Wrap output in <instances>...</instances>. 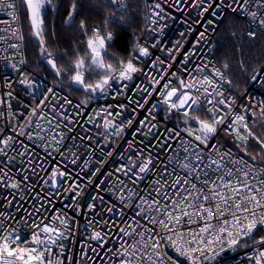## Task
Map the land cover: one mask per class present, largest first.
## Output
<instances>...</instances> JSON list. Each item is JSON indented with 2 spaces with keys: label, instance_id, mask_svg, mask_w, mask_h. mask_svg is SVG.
I'll list each match as a JSON object with an SVG mask.
<instances>
[{
  "label": "snow or ice",
  "instance_id": "obj_1",
  "mask_svg": "<svg viewBox=\"0 0 264 264\" xmlns=\"http://www.w3.org/2000/svg\"><path fill=\"white\" fill-rule=\"evenodd\" d=\"M182 2L186 0H175L176 5ZM163 3L173 6L172 0H163ZM252 3L258 5V11L264 9V0H243L240 7ZM105 4L114 6L111 18L115 17L116 12H124L127 7L126 0H105ZM233 4H240V0H233L232 4H226L225 0H212L207 4L205 0H193L192 6L202 8L199 13L201 16L211 9L210 15L219 18L217 9L226 7L237 12L238 9ZM55 7L54 0H0V12L11 18L10 22L0 21L5 25L0 27V42L11 38L24 41L20 20L21 15L26 13L30 35L38 41L40 55L47 57V63L56 76L60 77L67 70L58 66L46 43L47 12L49 9L55 10ZM76 7L72 3L66 24L73 21ZM151 7L159 10L152 11V16L159 17L160 20L166 18L165 8L161 3H154ZM177 10L181 9L177 7ZM244 11L252 18L253 24L247 35L256 37L257 28L264 33V16L257 21L258 11ZM108 20L106 17V25ZM152 23L156 24L157 21L153 20ZM207 24L214 25L215 20L209 19ZM79 26L82 31L85 30L84 21ZM199 37L205 39V32H200ZM112 39L111 32L101 35L99 28L92 30V36L86 41L90 59L78 57L73 62L71 82L89 95L107 94L113 88V83L120 84L116 95L124 96L126 103L117 104L115 111L111 110L112 105L102 107L88 118L89 123L103 128V132L96 133L97 136H103L105 141L111 140L114 143L135 125L133 139L126 141L125 152L119 154L120 159L126 162L120 164L114 172H108L105 179L95 182L97 195L92 197L102 205L104 196L101 193L111 192L123 206L119 210L115 204L106 208L108 213L115 212L122 218L120 224L123 226L111 220L96 222L101 229L116 228L120 233L118 248L114 251L107 250L116 257L115 264H168L169 261L177 264L164 251L167 246L179 256L185 257L189 264H203V261L210 258L216 259L227 249L252 247L255 254L248 255L247 259L252 264H264V235L258 238L254 235L259 227L264 226V168L257 169L245 158L249 155V140H254L264 150V137L257 136L249 126L248 117L244 113L250 109L242 106V111H236L233 107L235 99L225 98L224 91L215 79L224 78L219 70L210 75L205 74L207 65H196L190 70L188 65L194 53L184 55L180 61L182 67L178 70H171L172 64L157 58L148 65V69H151L149 71L135 63L136 60L151 55L149 47L141 45L138 40L131 58L108 62L106 42ZM21 46V43L8 45L13 49H20ZM151 47H156V43ZM179 47L178 42L177 48ZM166 51L169 59H173L174 53ZM20 63L25 64L26 61L21 59ZM11 66L20 71L16 64ZM224 67L227 68V65ZM89 73H96L99 79L89 82ZM136 73L144 74L148 83L137 84L129 94V84L124 82H131ZM256 78L252 77L253 80ZM19 83L26 89L38 87L28 75H24ZM227 83L231 84L232 81ZM7 86L11 88V83ZM12 96L11 91L0 96V119L5 117L2 110L5 107L9 110L8 115H13L8 99ZM55 97L52 87L44 89L40 98L35 100V106H30L26 123L11 126L13 135H7L0 128V189L16 190L12 193V199L4 196V200L11 207L29 199L39 203V207L33 206L38 216L29 213V216H33L29 225L32 229L30 239H24L17 229L10 231L4 223L9 218L8 214L0 212V264H65V260L59 256L66 248L65 241L73 233L75 219L70 218L63 210L55 209L54 200H63L70 195L73 204H65L64 207L71 208L77 215L81 213L79 198L87 185L76 182L68 171V165H75L80 159V149H90L91 144H77V137L68 135L73 131L71 126L78 123L65 108V104L71 105L72 101L65 97L62 103L53 102ZM150 98H154L156 102L151 103ZM87 103V99L81 101L83 105ZM129 108L130 114L125 116ZM160 110L166 111L169 116L178 114L182 118L179 123L185 127L180 131L166 128L161 133L158 122H154L157 119L155 113ZM141 112L145 114L139 118ZM261 115L264 117V108H261ZM62 128L67 129V132L60 131ZM221 128L226 135L233 136L236 148L244 155L237 157L232 150L221 151L219 146L211 143ZM181 131L190 139L181 138ZM19 137L33 141L43 148V161ZM69 139L73 141L71 146L66 143ZM79 139L82 142L92 141L93 137L80 136ZM146 140L149 142L145 143ZM171 141H176L175 147ZM156 148L174 152L169 157L168 164L159 172L156 171L159 162ZM114 151L115 149L109 150L106 155L112 157ZM54 153L62 157V160L55 162L51 168L45 167L49 158L55 161ZM257 155L260 154L251 155V160L255 161ZM261 158L264 159V155ZM100 163L103 164L104 161ZM169 165L172 167L171 172L168 171ZM177 169L184 174L181 175ZM83 171L84 168H81V172ZM100 171V168H96L91 172L89 185L94 183L93 177ZM15 172L23 173L22 177L17 179ZM154 172L159 178L152 181V190L144 194L138 188H130L125 179L121 178H127L132 185H138V182ZM169 176L171 180L168 179ZM17 196L19 201L14 203ZM87 207L91 212L97 211L95 203L88 204ZM21 208L22 203L17 211ZM125 210H132L134 213L130 221ZM49 211L53 213L51 216L43 214ZM25 223L27 224V220ZM88 223L93 226L89 239L102 246L109 233L97 230L91 219ZM193 225L199 226V230L193 228ZM216 246H219L218 250ZM57 249L59 253L55 251ZM90 252L100 255L96 248L89 245L88 251L81 249L77 264L91 259ZM197 252L202 254L203 259L195 255ZM71 258L66 257L68 260Z\"/></svg>",
  "mask_w": 264,
  "mask_h": 264
},
{
  "label": "built area",
  "instance_id": "obj_2",
  "mask_svg": "<svg viewBox=\"0 0 264 264\" xmlns=\"http://www.w3.org/2000/svg\"><path fill=\"white\" fill-rule=\"evenodd\" d=\"M130 1L131 0H126L127 7L129 6ZM143 2L147 5L146 23L142 27V29L133 31L131 35V44L128 48L129 56L127 59L131 58V56L134 55L133 48L137 40L141 45L149 47L151 55L149 57H142L139 60H136L135 63L139 67L147 69L149 71H151V69H148V65L157 58L172 64L171 70H178L182 67L180 61L183 60L184 55L194 53L188 65L189 69L191 70L196 65H207L208 67L205 69V74L210 75L211 72H214L216 70L222 72L224 78L215 79H217L221 90L224 91L225 98L235 99L236 103L235 105H233V107L236 111H242V106H247L250 111L245 112L244 114L248 117L249 126L253 129L255 134L257 133V129H260L261 134L256 135L264 137V117H262L261 115V108H264V65L257 73L253 75L257 77L256 80L252 79L253 76L249 77L248 84L245 90L241 93H238L232 89V83H227V81L229 80L226 78L215 57L218 48L217 32L226 16L233 15L240 21H242L245 24V34L247 35V33L252 30L253 24L252 18L246 15L244 9H247L248 11H258V5H255L254 3L244 4V7L241 8L240 5L243 4V0H240V4H233V6L238 9L237 12H233L230 8L224 7L222 9H217V15L219 18H214L210 15L211 9L209 10V13H204L202 16L199 15V13L202 12V8L193 7V0H186V2H182L179 5H176L175 0H172V7L164 4L163 0H143ZM157 2L161 3L162 7L165 8L164 15L166 18L164 20H160L159 17L151 15L152 11H159L158 9H154L151 7L154 3ZM210 2H212V0H205V4ZM225 3L232 4L233 0H225ZM177 7H179L181 10L178 11ZM262 16H264V9H259L257 21ZM209 19H214L215 24L211 26L208 25L207 20ZM109 20L117 21V18L116 16L114 18H111V16H109ZM153 20H156L157 23L153 24ZM0 21L10 22L11 18L8 17L5 13L0 12ZM20 25L22 26V31L25 36L23 14L21 15ZM4 26L5 25L3 23H0V27ZM161 27L163 28L162 31L160 30ZM96 28L100 29L101 35H106L108 32H111L113 35V39L106 42L108 53L110 45L114 42L116 35L114 32L109 30L108 24L103 28L95 27L93 29ZM256 30V37L260 35L264 36V33H262L258 28ZM200 32H205V39H200ZM181 33H184V35H181ZM91 36L92 32L85 33L83 38L85 49L89 56L90 52L87 49L86 41ZM198 40L199 43H197ZM178 42L180 45L179 48H177ZM11 43H21L22 46L20 49H13L8 47V45ZM153 43H156V47H151ZM4 49L7 50L5 51ZM166 49L171 50L174 53L173 59H169V54ZM21 59H24L26 63L21 64ZM13 63L16 64L18 69H20L19 72L16 69L12 68L11 65ZM24 75H28L31 80L35 81V84L38 85V87L34 89H26L24 85H21L19 83V80L23 79ZM8 83H11V88L7 86ZM124 83L129 84V88L127 91L129 94H131L132 90L137 84H147L148 81L144 74L136 73L134 74V79L131 82L125 81ZM48 87H52L56 94L55 101L53 102L62 103L65 97L68 100L72 101L71 105L65 104V108L68 110V114L70 116H73L76 121H78V123L71 126L73 127V131L71 133H68V135L70 137H77L75 141V143L77 144H91L90 149H80V159L75 165H68V171L72 173L76 182L82 185H87L84 188L81 197L79 198V202L81 204V213L77 215L71 208L64 207L65 204H73L70 195H68L67 198L63 200H54L55 209L63 210L70 218L75 219L73 233L70 234L69 239L65 241L66 248L63 250V254L60 255L59 258L64 259L65 264H77V261L80 260L81 249H83L84 251H88V246L90 245L91 247L96 248V252L100 255L97 256L96 253L90 252L89 255L92 258L85 259L82 264H115L116 257L113 256L112 252H108L107 250L112 249L114 251L116 248H118L119 243L121 242L120 233L116 230V228L101 229L99 225L96 224V222L102 220H111L116 221L119 226H123V224H120V221L122 219L120 216L116 215L115 212L108 213L106 211V208L111 206L112 204L116 205L117 210H119L123 206L111 192L101 193V195L104 196V202L102 205L100 204L99 200H93L92 197L97 195L95 182H99L100 179H105L108 172H114L120 164L126 162V160L120 159L119 154L125 152L126 141L133 139L135 125L124 134L122 139H118L113 143L111 140L105 141L103 136H97L96 133L103 132V128H97L94 123H89L88 118L100 108L107 107L108 105H112L113 107L111 110L115 111L117 110L115 106L119 103H126V99L124 96L116 95V90L120 88V84L113 83V88L110 89L107 94H98L90 102H88L87 105H83L81 104L80 100L76 99L67 90L62 88L60 86V83L50 80L46 75L29 64L25 39L23 42L17 41L15 38L0 42V96L8 91L13 92V96L11 98H8L12 106L11 112L13 113V115L9 116V110L5 107L2 109L5 112V117L0 119V128H2L7 135L14 134L11 131L12 125L22 126L24 123H26L28 115H30V106H35V100L39 99L40 93ZM150 102L155 103L156 101L154 98H150ZM76 105L81 106L80 108H76ZM130 111L131 110L129 108V110L126 111L124 115H129ZM144 114L145 113L141 112L139 118H142ZM155 114L157 119L154 122H158L159 131L161 133H163L166 128H175L177 131H180L185 127V125L179 123V120H181L182 118L179 117L178 114L169 116L164 110H160ZM201 115L205 114L201 113ZM60 131L67 132V129L62 128L60 129ZM88 135H91L93 137L92 141H80V136ZM221 136L229 139L236 145L233 136L226 135L222 128L212 139L211 143L219 146L221 148V151L230 149L235 156L238 157L242 155V153L238 149L224 145L220 141ZM181 138L190 139L186 136V133L182 131ZM18 139L24 140V143L28 144L30 146V149H34L35 155L39 156L40 160L43 161L45 156L43 148L38 147L36 143H34L33 141H28L24 137H19ZM149 140H151V138H149ZM149 140H146L145 143H148ZM252 141L253 140H249L247 147L252 143ZM66 143L71 146L73 144V141L69 139L66 141ZM171 143L173 144V147H175L176 141H171ZM112 149H115V151L113 152V156L108 157L106 153ZM73 151H76V149H73ZM155 152L159 156V162L157 163L156 169V171L159 172L162 171L164 165L168 164V159L169 157L174 155V152L172 150L165 152L159 148H156ZM53 155L55 156V161L49 158L48 163L45 164V167L51 168V166L55 162L62 160V157H60L59 155L55 153ZM181 155L183 154L181 153ZM88 161H90V163H86ZM100 161H104V163L101 164ZM249 162L252 163L257 169L262 168L260 165L255 164L250 160ZM65 163H67V161H65ZM81 168H84L83 172H81ZM96 168H100L101 171L95 177H93L94 183L89 185L88 178L91 172ZM168 171H172L171 165L168 166ZM177 171L180 172L181 175L184 174L179 169H177ZM22 175L23 173L21 172H15V176L17 179H20ZM121 178L125 179V182L128 183L130 188H138V190L142 194H144L152 190V181L158 179L159 177L155 172L150 173L145 177L143 181L138 182V185H132L131 182L127 180V178ZM168 179L171 180V176H169ZM253 183H256V181H253ZM15 191L16 190L0 189V212L8 214L9 218L6 219L4 223L10 231L12 229H17L18 233L24 239H30V233L32 229L29 227V225L32 223L33 216H38V214L35 213V209L33 206L35 205V207H39V203L31 199L21 201L20 203L23 204V208H21L20 211H17V208L20 207V203H16V201H19V196H17L16 200L14 201V203H16V207L8 206L7 201L4 200V196H8L9 199H12V193H14ZM37 191H40V188H37ZM24 195H27V193H24ZM92 203H95L97 205L96 212H91L87 207L88 204ZM25 209H27V211H25ZM125 211L126 217L130 221L134 213L132 210ZM30 212L33 213V216H29ZM43 214L51 216L53 213L49 211ZM13 217H15V219H13ZM90 219L93 220V223L96 226L97 230H101L102 232L106 231L109 233V235L105 238L106 242H104L102 246L97 241L89 239L93 231V226L89 225L88 223ZM25 220H27V224L25 223ZM192 227L197 231L199 230V226L197 225H193ZM262 228H264V226L259 227L254 233L257 238L261 235H264V232L260 233ZM15 234L17 233H13V235ZM205 238H207V234H205ZM216 247L218 250L219 246ZM55 251L59 253L58 249ZM164 251H166L169 256L176 260L177 264H189L185 257L179 256L170 246L165 247ZM254 254L255 253L253 252L252 247H237L235 249H227L224 253H221L219 256H217L216 259L210 258L209 260L203 261V264H252V262L247 259V256ZM195 255L200 259H203L201 253L197 252ZM68 256H71L72 258L70 260L66 259V257ZM101 257H103V259H101ZM168 264H171V261H169Z\"/></svg>",
  "mask_w": 264,
  "mask_h": 264
},
{
  "label": "trees",
  "instance_id": "obj_3",
  "mask_svg": "<svg viewBox=\"0 0 264 264\" xmlns=\"http://www.w3.org/2000/svg\"><path fill=\"white\" fill-rule=\"evenodd\" d=\"M72 3L76 4L73 21L65 23ZM55 10L49 9L46 16V43L47 48L53 53V58L58 66L67 71L61 76L60 86L67 90L76 99L90 102L99 93L88 94L78 85L71 82L74 74L73 62L78 57L90 59L84 43L85 33H91L93 28H103L106 17L111 16L113 7L106 6L105 0H54ZM147 5L143 0H131L126 11L116 12L117 21L108 20L109 30L114 32L116 38L110 45L108 51V62L125 60L129 56V45L133 31L140 30L146 23ZM84 21L85 30L80 29V22ZM27 58L29 64L38 69L50 80L58 82L57 78L45 66L47 57L40 55L38 41L31 37L26 13L23 14ZM218 48L216 60L224 72L226 78L232 81V89L241 93L248 84L249 77L257 73L264 65V36L256 38L248 37L245 34V24L233 15H227L217 32ZM227 65V68L224 66ZM89 82L99 79L96 73L87 74ZM257 135L261 134L257 129ZM220 141L229 147L236 148L229 139L221 136ZM249 155L246 158L250 161L251 155H257L255 164L264 168V150L253 140L247 147ZM244 155L243 152H241ZM264 232V228L260 233Z\"/></svg>",
  "mask_w": 264,
  "mask_h": 264
},
{
  "label": "water",
  "instance_id": "obj_4",
  "mask_svg": "<svg viewBox=\"0 0 264 264\" xmlns=\"http://www.w3.org/2000/svg\"><path fill=\"white\" fill-rule=\"evenodd\" d=\"M45 66L49 69V71L57 78L58 80V83H62V78L61 76L60 77H57L56 74H55V71L52 69L51 65H49L47 63V60L45 61Z\"/></svg>",
  "mask_w": 264,
  "mask_h": 264
}]
</instances>
